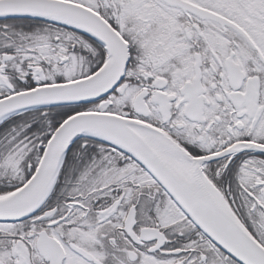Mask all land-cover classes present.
<instances>
[{"label": "snow or ice", "instance_id": "6c2138e0", "mask_svg": "<svg viewBox=\"0 0 264 264\" xmlns=\"http://www.w3.org/2000/svg\"><path fill=\"white\" fill-rule=\"evenodd\" d=\"M0 264H264V0H0Z\"/></svg>", "mask_w": 264, "mask_h": 264}]
</instances>
